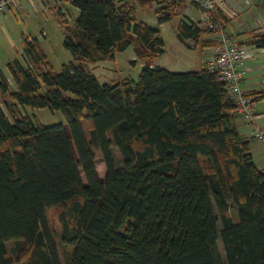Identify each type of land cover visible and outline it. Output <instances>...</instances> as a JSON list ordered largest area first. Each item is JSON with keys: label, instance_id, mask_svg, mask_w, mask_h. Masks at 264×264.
Listing matches in <instances>:
<instances>
[{"label": "trees", "instance_id": "trees-1", "mask_svg": "<svg viewBox=\"0 0 264 264\" xmlns=\"http://www.w3.org/2000/svg\"><path fill=\"white\" fill-rule=\"evenodd\" d=\"M71 3L79 13L63 45L72 58L59 71L27 36L25 61L6 64L13 89L0 69L10 99L7 111L0 102V264H61L52 206L73 245L68 264H264V172L232 124L218 74L152 64L163 36L128 0ZM176 3L156 11L159 22ZM201 31L181 21L177 34ZM130 44L144 61L138 77L100 82L88 63L114 61ZM25 107L60 111L66 126ZM7 240L17 242L15 258Z\"/></svg>", "mask_w": 264, "mask_h": 264}, {"label": "rangeland", "instance_id": "rangeland-1", "mask_svg": "<svg viewBox=\"0 0 264 264\" xmlns=\"http://www.w3.org/2000/svg\"><path fill=\"white\" fill-rule=\"evenodd\" d=\"M135 4V16L137 20H143L152 27H158L157 16L155 12V1L153 0H133ZM29 5V4H28ZM68 6V5H67ZM33 11L39 12L36 8L35 0L34 7L28 6ZM71 9L73 15L72 19L67 22H60L56 12H47L46 15H36L33 18L29 16L31 23L24 22L21 18H14L12 25L1 26L0 28V68L5 70V63L9 58L17 57L22 60V48L23 41L21 34L24 33L27 36H33L38 34L41 30L46 32V36H43L42 49L46 54L47 59L53 66L55 71H59L61 64L67 62L72 58L70 52L63 45L64 32L67 26H72L73 21L77 16L74 9ZM74 12V13H73ZM32 13V12H31ZM30 13V14H31ZM38 14V13H37ZM33 16V14H31ZM35 15V14H34ZM177 19H172L161 25V34L165 40V55L162 56V61L168 64V67L174 71H186L195 70L199 68L197 63V53L194 52L190 43L180 44L175 34V26ZM31 33L32 35H30ZM191 45V44H190ZM134 52L133 44H130L127 49L117 52V60L115 64H111V60L98 61L94 64L88 63V67L96 74H99L100 79L114 80L117 74L120 73L122 77L137 78L141 69L142 59H137L131 62V54ZM141 60V61H140ZM102 65H107L103 67ZM8 82L10 89L14 88V82L10 75H8ZM10 101L8 92H2L0 90V102L7 111V106L4 101ZM28 113L34 112L38 120L44 124L53 122H62L66 126L65 118L60 111H50L48 108H34L25 107L22 109ZM251 146V145H250ZM113 155L117 166H121V155L116 146H113ZM95 167L100 178L104 177L105 164L98 150L95 151ZM60 207L52 206L47 209V217L52 231L61 264H68L72 244L63 242L61 239V223L59 220ZM232 214L235 215V209L232 210ZM220 228V222L218 223ZM220 253L224 255L221 240L217 241ZM6 246L12 258H15V247L17 242L15 240H7ZM17 264V263H15Z\"/></svg>", "mask_w": 264, "mask_h": 264}, {"label": "crops", "instance_id": "crops-1", "mask_svg": "<svg viewBox=\"0 0 264 264\" xmlns=\"http://www.w3.org/2000/svg\"><path fill=\"white\" fill-rule=\"evenodd\" d=\"M128 1L135 7L134 2H132L133 0ZM153 1H155V12L161 7H164L170 3V0ZM35 5L36 8L39 9V12L34 13L35 11H33L31 7H28L29 5L26 0H17V2L12 5L10 10L0 15V28L5 24H7V26L12 25L14 18H21L24 22L31 23L29 16L33 18L36 15H46L47 12H52V10L57 13L60 22H67L72 19L73 15L71 13V7L74 9V12H76L77 15L79 13V9L71 3V0H35ZM228 6L230 9L236 11V16L225 19V30L240 41V43L245 47L247 53V57L242 62V66H244L246 69L243 88L247 92L256 95L254 102V122H248L236 116L233 119L232 124L242 136L249 139L253 160L257 167L264 172V142L253 138L251 135V131L255 127H259L264 131V46L258 44L260 37L264 36V0H228ZM173 11V16L169 20L159 22L157 19V28L160 29L161 25L165 24L166 22L171 21L172 19H177L175 26L176 37L180 44H191H189V47H191V49L197 53V63L199 64V68L195 70L202 69L206 60L216 52L218 44L215 39V34L210 31H201V33L195 38L192 36H187L183 39H180L177 34L180 22L186 21L188 23L192 22L197 24V21L200 18V11L193 3L187 0L177 2L176 5H174ZM30 13L33 14V16ZM156 16H158L157 13ZM29 34L32 35L31 33ZM26 36L27 35L24 33L21 34L23 43ZM33 36L37 38L42 47L43 37H40V33L33 34ZM24 45L22 48L23 58L21 61H25L24 58L26 59L24 54ZM163 55H165V52L161 56L155 58L152 64H158L171 70V68L168 67V64L162 61L161 58ZM131 56L132 60L137 59L135 51L131 54ZM14 58L17 57L9 58L7 62ZM106 60L108 59H105V61ZM116 60L117 52L115 53V60L110 61V63L115 64ZM7 62L5 63V70L2 68L0 69L8 79V75L10 74L6 67ZM143 65L144 62L141 61V67ZM102 66L108 68L107 65ZM96 76L100 82L112 81V79H100L99 74H96ZM117 78L124 77L118 73L114 79ZM7 252L11 257L8 248Z\"/></svg>", "mask_w": 264, "mask_h": 264}, {"label": "built area", "instance_id": "built-area-1", "mask_svg": "<svg viewBox=\"0 0 264 264\" xmlns=\"http://www.w3.org/2000/svg\"><path fill=\"white\" fill-rule=\"evenodd\" d=\"M34 7V0H26ZM183 1V0H172ZM193 3L200 11L198 26L215 34L217 41L216 52L209 57L204 69L216 72L222 81L226 92L233 102L234 113L237 117L248 122H254V102L256 95L247 92L243 88V81L246 69L242 66L243 60L247 57L245 47L240 41L225 30L224 21L226 18L236 16V11L228 6V0H187ZM17 0H0V15L6 13ZM41 30L40 37L45 36ZM27 41L33 42L34 36H27ZM253 138L264 142V131L255 127L251 131Z\"/></svg>", "mask_w": 264, "mask_h": 264}]
</instances>
